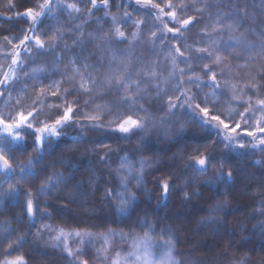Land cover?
<instances>
[{"label": "trees", "instance_id": "16d2710c", "mask_svg": "<svg viewBox=\"0 0 264 264\" xmlns=\"http://www.w3.org/2000/svg\"><path fill=\"white\" fill-rule=\"evenodd\" d=\"M23 1L13 0L15 7L9 10L7 8L8 0H0V17L2 19L0 20V42L4 40L6 34L17 32L21 26L20 19L15 18V12L23 6L20 2L25 3L26 0ZM210 1L212 7H202L201 9L203 11L200 13H197V9L196 12L193 9L191 11L188 9L186 16H196L201 22L191 26L188 31H185L177 46L186 44L191 46L193 50L196 47L207 46V37H205L203 43H200V34L204 25H211L214 22L217 10L220 12H225L228 8L235 10L233 0ZM117 2H120V0H110L111 7L107 9L103 5H98V10L94 9L91 15L87 11L91 5L84 4L82 7L83 18L80 24L83 36L80 37L79 33V35L73 38L68 37L62 46L58 45V47L54 48L50 59L55 63H62L63 59L66 61L76 60L77 63L75 66L80 69L78 80H80V75H84L85 77L91 75L92 77L99 78V74L107 71L108 57L112 53L116 54L114 66L115 63L121 60L126 63L130 61L132 65L131 71L128 72L126 70L123 74H130L132 80L140 83L141 95L135 101V104L128 103L121 106V99L125 95L123 88L119 89V91L105 89L102 90V94L93 93L92 96H82L80 98V112L77 113L76 120L81 121L84 113L94 114L97 111V106H99L98 112L105 124L114 119L110 113L119 110L122 112L120 119H123L124 116L129 114L133 115V118L139 119L147 114L150 126L144 132H138L129 139L117 138L122 135L118 132L109 131L106 136L101 132H85L81 135V129L79 127L73 126V128H66V134L57 140L51 150L55 153L63 152V155H65L69 163L68 167H64V164L59 161H54L52 164L57 166L63 165L66 176L70 172H74L75 178L71 182L60 185L58 191H52L53 195L50 192L51 195L49 196L52 197H49V200L44 202L47 215H49L51 220L68 225L88 227V221L93 222V218L97 216L98 212L95 213V209L99 210L100 199L102 197L99 193V188L90 185L88 182V173L94 171L97 177L98 175L100 177L111 175L114 166L120 162L122 152L125 151L134 158L140 155L151 161L149 174L156 181L155 183L152 182L154 185L151 186L154 190L159 188V183L162 179L170 180L172 187L169 192L168 201H166L167 214L169 213L167 218L170 219L171 224L177 229V237L182 250L194 251L198 257H202L204 264H223L228 258L236 259L240 256L250 258L251 264H264V237L259 236L249 238L248 240L243 239L245 237L248 238V234L252 232L254 226L264 221V214H262L264 213V206L260 203L264 199V149L259 154L250 147L245 149L237 147L234 150L226 149L224 143L217 140L215 135L216 130L201 128L192 120V113L190 111L181 115L179 110H177L176 116L171 118L167 117V105L163 102L167 101L168 96L172 94L176 80L180 79L179 71H177L176 80L165 82V78L172 71L169 56L175 55L174 48L171 49L170 53V48L174 41L168 40V46L162 44L160 40H155L153 44L152 41L154 38L151 32L156 31L159 34L160 30L157 27H153L154 23L156 25V21L151 15H148L150 11L134 3L127 4L124 0H122L121 6L117 8L115 6ZM235 3L239 4L241 8L247 5L249 15L242 18L241 26L236 32L232 33V35L242 36V38L241 44L238 47L235 49L233 47L228 48L227 54L230 55L229 59L225 61L228 67L225 68V75L223 77V79L228 80V85L226 87L222 86L223 94L218 93L210 96V99L215 102L216 108L224 113L226 122H230L227 121L228 117L239 120L238 113L242 112L244 107L248 106L247 102L249 99L253 107L258 99H264V92L257 93L249 89H245L243 93H240L237 89V93L235 94L236 99H233L234 94L231 86L237 82L242 86L241 88H244L249 83V72L251 69L245 66L248 57H253L251 65L256 67V71H259L260 64L264 63V58L259 61L255 59L257 50L260 49L261 44H264V37L260 35V32L264 31V13L262 14L260 12L261 9H264V0H235ZM197 5L201 4L199 3ZM197 8L200 9V7ZM124 10L131 13V21L145 20L146 24L140 28H137L131 22L121 25V30L125 31L127 40L122 43L104 45V49L101 50L99 46L103 44L102 37L104 34L110 29L113 33L115 31L111 14H119ZM58 13L62 14V11L60 10ZM9 16L13 18L8 19ZM43 22L39 24V29L44 27L42 25ZM133 32H137V39L135 40L132 37ZM209 33L213 38L219 35V33H211V28H209ZM168 36H171V34H168ZM228 36L229 33H223L224 39H227ZM78 37H80L79 42L73 45V41L77 40ZM229 43L231 44L232 42L230 41ZM65 45L68 47L65 48ZM222 55L225 54L222 53ZM237 55L241 58L236 59L235 57ZM102 56L104 57V67H101L97 63ZM85 63L89 65L88 68L83 67ZM192 63L194 65V71L199 73L203 69V65L209 63V60L204 59L193 61ZM231 65L233 66L232 70H230ZM237 65H240V67L237 68ZM185 67L186 65L183 63H178L177 65L178 69ZM220 67H224V65ZM153 71L157 73L156 80H152L148 84L144 83L148 79L145 73H151ZM217 71H219V68H217ZM138 73L140 74L139 77L137 76ZM191 74L188 73V75ZM186 78L187 76H185ZM202 79L207 80V76H203ZM157 81L160 82L159 90L156 88ZM239 81L243 84H240ZM79 82L76 81L74 84L78 85ZM260 83H264V81H260ZM184 87L188 88L189 85L186 84ZM212 91L211 88L204 87L201 91V96L203 97L204 93H211ZM132 92H135V89ZM26 93V88H19L17 89L16 98H20L21 95L24 96ZM158 94L161 96V99H157ZM67 98H70L68 100L71 101L75 99V96L72 95ZM85 101H88L87 107H85ZM58 104L62 105L61 99L48 102V105L44 108V113L51 114L56 111L55 105ZM139 107H142L145 111H136V108ZM128 109H131V111H128ZM256 118L258 117L255 113L251 121L253 127L255 126ZM84 123L88 122L84 121ZM152 124L156 126L151 127ZM182 124L184 125V130L180 132ZM244 127H248V125H244ZM165 132H167V135H165ZM85 136L87 137L86 140L84 139ZM248 138L250 137L244 136V142ZM33 139L34 136H31V142ZM96 139L102 140L103 144L108 147L105 148L94 144L93 141ZM0 141H3L2 138H0ZM0 147L5 146L0 144ZM206 147L214 149L213 154L217 158V162L223 157L224 169L233 172V181L225 184L223 182H217L218 189L215 193L220 194L219 190L221 186L227 189L223 193L224 200L220 199L217 201L216 198H211L206 204L202 201H196L195 196H193L197 203L193 201L189 202L187 205L189 209L186 211L182 210L184 212L182 215L177 209L179 203L175 200L176 196L174 193L171 196L170 193L180 188V186H185V189L192 192L191 188L197 185L201 177L207 179V176L196 175L191 170L187 172L183 171L184 165L189 162L190 156H199L204 152ZM108 148L114 151L109 152L107 158L101 161L100 155L107 152ZM43 154V159L39 161L40 163L44 162L46 154L48 155V153L44 152ZM47 165L51 168L54 167L48 163ZM46 169L47 167L42 169V171H45L46 175L49 176ZM213 171L212 173H214ZM18 173H20V169L16 168L14 174ZM185 174L193 177L191 182H188L193 185L191 188L189 185H185V181H188H184L187 177ZM181 178H183V181H180ZM76 183H81L78 194H75L74 198L69 200L68 193L71 190V185ZM207 185L204 182L199 187H202L204 190L205 188H209ZM205 190L209 191V189ZM33 194L34 196L37 195L35 193ZM26 196L24 194V197ZM225 202L227 204L226 210L214 214L220 219L215 221L212 226H209L206 231L196 230L188 232L187 228L184 229V223H186L187 227H190L191 223L195 225L197 219H203L209 216L208 210L211 207L216 204L223 205ZM84 206L90 209V212H83L82 208ZM162 209L157 207L155 214L159 215ZM171 213L179 214L177 216L184 223H175ZM82 214L85 215L82 216ZM217 225L220 226V230L213 231ZM258 228L256 227L254 231L258 232ZM192 233L195 239H190L189 235H192ZM23 235L24 233L20 237ZM49 237L50 234L47 233L38 237H29L27 251L31 255L30 258L33 264H63L62 258L58 257L55 250H53ZM229 243H231V247H228ZM253 248L256 250L250 251Z\"/></svg>", "mask_w": 264, "mask_h": 264}, {"label": "snow or ice", "instance_id": "6c2138e0", "mask_svg": "<svg viewBox=\"0 0 264 264\" xmlns=\"http://www.w3.org/2000/svg\"><path fill=\"white\" fill-rule=\"evenodd\" d=\"M137 5H140L143 8H147L151 5L152 8L159 9L160 13H163L167 17H169V22L172 26H169V23H164V30H160L159 34L156 31L151 32L154 40L152 43H155V40H160L162 44L167 45L168 40L174 41L171 45V49H175V55H170L169 59L172 64V71L169 72L168 77L165 78V82L170 80H176V73L179 71L180 79L176 80L175 87L172 90V94L168 96L167 101L163 103L167 105L166 115L171 118L177 115V110H179L180 114L183 115L186 112L192 113V120L197 123L201 128L205 129H215V135L217 140L224 143L225 148L229 150H234L235 148L245 149L248 147H256L257 145L252 142H244L243 137H251L252 141H258V144L264 146V99H258L256 101V107H253L251 100L249 99L248 106L244 107L242 112H239L238 115L240 117L239 120H235L232 117H228L226 122V118H224V113L220 112L216 108V104L213 100L210 99V96H214L216 94H223L222 86L228 85V80L223 79L225 75V68L228 65L225 64V61L229 59L228 48L233 47L234 49L241 44L242 36H235L232 33L236 32L237 29L241 26V20L244 17L249 15L247 5L244 7H240L239 4L235 3L233 0V8H228L225 12H220L217 10L215 16V20L211 25L205 24L202 32L200 34V43L204 42L205 37H207V46L205 47H196L194 50L191 46L181 45L179 44L180 39L185 31H188L191 26H194L197 23H200L201 20L197 19L196 16H186V13L189 9V5L187 4H173L171 0L167 3L166 7L173 9L172 11L164 12V8L160 7L159 4H155L152 0H135ZM100 3L103 5L105 9L111 7L110 0H100ZM122 0L117 2L115 6L119 8L121 6ZM15 4L13 0H8L7 8L9 10L13 9ZM39 10H34L29 7L26 8L23 12H15V18L24 17L28 21H31L28 29L23 31L22 36L17 37H9L5 36L4 39L8 42V44L12 45V51L6 55H11V64L9 68L13 69V74L10 75L8 71H5L3 76L0 77V96H3L4 91H8L9 93L14 90L15 85L18 83V78L15 77L14 67L18 68L21 64V52H25L28 56L40 55L41 50H51L57 46V41L63 38V32L57 28L56 31L52 32L49 40L51 43L46 44L45 41L41 38L44 33L37 34L36 22L40 20V18L46 14V10L51 9L50 0H44L43 3L39 4ZM66 7L69 10L79 12L80 9L76 6V4H67ZM206 7H212V5H207ZM227 7V6H226ZM98 10L97 0H91V7L87 9L89 14L93 12V10ZM203 9H197V13L202 12ZM148 15H153V13L149 12ZM156 19L160 20V15L155 14ZM186 17V18H185ZM12 16H9L8 19H12ZM112 23L115 26V31L110 29L104 36L103 44L99 47L101 50L104 49V45L111 43H122L127 40V35L125 31L121 30V25L125 23H133L137 28H140L142 25L146 24L145 20L139 21H131V13L128 11L124 12L123 17L113 16ZM47 27V26H46ZM153 27H156L155 23ZM209 28H211V33H219L215 38L209 33ZM75 31L80 33V37L83 36V33L80 30V26H77ZM229 33L227 39H224L223 33ZM30 33V34H29ZM171 36H168V34ZM243 35V34H242ZM260 35L264 37V31L260 32ZM80 37L77 40L73 41V45H76L79 42ZM133 39H137V33H132ZM14 41H18V43H14ZM232 42L231 44L229 42ZM68 46L65 45V48ZM183 48V50H182ZM224 53L225 55H222ZM236 59H240L241 57L237 55ZM264 58V44L260 45L259 51L256 53L255 59L259 61ZM59 59V57H58ZM208 59L209 63H205L203 65V69L200 70L199 73L194 71L193 61H199ZM253 60L252 56L248 57L246 61L247 67H250L249 72V83L245 85L244 88H240L238 91L243 93L245 89L254 90L257 93L264 92V83H260V81H264V63L260 64V70L256 71V67L251 65V61ZM116 54L112 53L108 57V65L107 71L99 74V78L92 77L89 75L85 77L84 75H80V82L78 85L73 86V88H65L61 93V85L63 81L55 82V86L52 83L47 85V87H41L37 92L36 98L33 100L32 110H27L25 108L23 100L17 98L16 107L20 108V111H17L14 116L9 114L8 117H4L2 113H0V130L7 134L8 137L11 138V141L5 139L0 141V144H3L5 147H0V172L3 173V178H0V185L7 182L11 179L12 175L15 173V169L19 168L20 173H24L25 171L29 172L31 175H35L33 172L34 164L39 163L40 159L43 155V148L45 142L48 140H58L61 136L65 135L64 129L68 127H79L81 129V135L85 132L96 133L101 132L103 135H107L109 131L118 132L122 134L117 138L121 139H129L132 135L138 132H144L145 129L149 128V117L145 114L142 118H133V115L129 114L124 116L123 119H120L122 112L117 110L111 112L114 119L105 124L102 121L101 115L98 112L99 106H97V111L94 114L84 113L81 121L76 120L77 113L80 112V98L82 96H92L93 93L102 94V90H112L115 89L119 91V89L123 88L125 90V95L121 99V106L123 104L132 103L135 104V101L140 98L141 90L140 83L131 79L130 74H123L126 70L128 72L131 71V63L124 62L123 60L115 63ZM70 63L72 65H76V60H71ZM97 63L104 67V57L102 56ZM178 63H183L186 65L185 68H177ZM224 65V67H220ZM84 68H88L89 65L85 63L83 65ZM240 65H237L239 68ZM219 68V71H217ZM42 69H34V71H41ZM74 72L76 74H80V69L74 67ZM188 73H192L188 75ZM139 73L137 76L139 77ZM148 77L144 83H151L152 80H156L157 73L155 71L151 73H145ZM185 76L187 78L185 79ZM207 76V80H203L202 77ZM75 77H73L74 81ZM189 85L188 88H185L184 85ZM204 87L211 88L213 91L211 93H204L203 97L201 96V91ZM232 91L234 93L233 99H236L235 92L237 91V87L235 84L232 86ZM156 88L159 90L160 82L157 81ZM135 89V92L132 90ZM50 94L51 96H55L58 99L62 100V105H55L56 111L52 112L51 115L45 117L44 120L40 119L41 111L35 107L37 103L43 104L44 100L41 99L45 94ZM132 93V94H129ZM75 96V99L68 100V96ZM157 99H161V96L158 94ZM242 99V97H241ZM88 101H85V107H87ZM52 107V106H50ZM62 109V111H61ZM131 111V109H128ZM136 111H145L142 107L136 108ZM256 112L260 113V116L255 120V126H252V119ZM52 116H55V119L52 120ZM199 117V118H198ZM51 120V123L48 121ZM83 121H87L88 123H84ZM113 125H115L113 127ZM244 125H248V127H244ZM155 124H152L151 127H155ZM184 125H181L180 132H183ZM243 134V135H242ZM167 135V132H165ZM34 136V140L32 142V149L36 152V156H30L28 158L27 164L14 165L12 163V157L6 154L5 148L10 147L11 144L19 143L18 146L21 149L26 150V137ZM222 137V138H221ZM86 140L87 137L85 136ZM94 144L107 148V145H104L102 140L96 139L93 141ZM51 147V144H49ZM114 150L108 148L107 152H104L100 155V160L104 161L109 152ZM213 148H205L204 152H202L199 156H190L189 162L184 165V172L191 170L196 175L205 176L209 172V168L215 169L213 175L209 176L205 181L207 184H216L217 182L229 183L233 181V172L229 170L227 173L224 172V159L223 157L217 162V158L213 154ZM62 159V157H61ZM139 167H133L132 163L127 160V158H123L120 164V170H117V175L120 177V188L121 191L115 192L114 190L109 188L105 192V199L108 197H113L117 201L116 206V214L123 219L131 220L133 222V226L137 224V218L143 214V218L138 220V226L145 229L144 235L141 237H136L134 240V248L136 249L133 252L128 253L127 256L121 257L119 253L116 254V258L112 260V264H180L179 261H176L172 257V252L175 247L176 238L172 234L171 230H162L160 237L162 243L158 244V242L154 239L153 232V224L148 220L149 209L145 207H141L143 203L140 201L136 195L135 191H132L128 187V183L130 179L135 180V186L137 190L143 189L145 195L148 197V203H150L151 193L148 191L146 187H144V174L145 168L150 167L151 164L143 159L139 162ZM183 174V173H182ZM93 176L95 173H92V176L89 177V183H93ZM75 174L74 172H70L68 176H65L63 173H56L55 180H53V176H49L47 181L41 184V187L37 190V195L45 194L46 190L48 191H58L59 186L71 182L74 180ZM24 179L23 175H18L15 184H9L7 190L0 192V203L3 202L4 199L12 197L15 198L20 194V190L18 188V184L22 182ZM188 181H185V185ZM51 185V187H49ZM81 183H76L71 185V190L68 193V199L71 200L74 198L75 194H78ZM160 187L162 188V194L157 200V206H161L164 204L172 187L169 179H164L160 183ZM28 199L26 202L27 205V215L31 219L34 217V213L38 210V206L35 205V201L31 191L26 193ZM189 198V194L185 193V199ZM261 205L264 206V199L260 201ZM227 204L226 202L221 204H216L211 207L209 211V216L206 220L201 221L202 223H212L214 220L218 221L220 218L215 216L214 214L217 212H224L226 210ZM135 214V215H134ZM264 214V213H262ZM43 215H47L44 213ZM260 228L259 235L264 237V221H261L258 225L254 226ZM44 229H48L51 231L50 226H43ZM43 229L37 231V235ZM220 226L217 225L213 229V231H219ZM8 226L0 225V234L7 233ZM62 234V233H61ZM75 235L77 237H82L84 235L91 236V233H81L76 232ZM119 235L121 238H124L125 233L121 231L120 233H116L112 230L104 236L105 245L108 244L110 237H115ZM10 237L5 236L4 239H9ZM59 236L54 237L53 239L59 240ZM23 239V237L17 236L15 238V243H19V241ZM247 240L248 238H243ZM2 243V241H0ZM153 246L164 247L167 249L165 257L157 261L155 259H149L152 255L150 249ZM231 243H229L228 247H231ZM56 247V245H53ZM65 249L68 252L69 256L80 257L82 253L77 250L73 252L71 249H68L67 245H65ZM15 250L13 244H9L8 247L4 250V255L7 256L11 251ZM256 249H250V251H255ZM101 251L107 252V248H102ZM135 258L133 261L132 258ZM108 257L106 256L105 259ZM0 264H23V257L17 256L15 259L0 261ZM79 264H89L87 259H81ZM238 264H246L244 258H242Z\"/></svg>", "mask_w": 264, "mask_h": 264}, {"label": "rangeland", "instance_id": "374dc122", "mask_svg": "<svg viewBox=\"0 0 264 264\" xmlns=\"http://www.w3.org/2000/svg\"><path fill=\"white\" fill-rule=\"evenodd\" d=\"M23 1V0H22ZM33 1V2H32ZM125 3H134L136 4L135 0H124ZM154 1V2H153ZM24 2V1H23ZM20 2V4H23L22 7H20L17 11L23 12L26 8H33L34 10H39V4L43 3L44 0H26L25 3ZM153 3L159 4L160 7L164 8V12L172 11L173 9L166 7L169 0H152ZM173 4H187L189 5V10L192 9L195 10L198 9L197 7H206L207 5H210V0H171ZM51 3V9L46 10V14L43 15L40 20L36 22V33L39 35L41 33H44L41 38L45 41L46 44L51 43L49 40V37L51 36L52 32L56 31L57 28H59L63 32V38L58 40L57 46H62L65 41L68 39V37L73 38L74 36L79 35L77 31H75L77 26L81 27V19L82 16V7L83 5H91V0H50ZM76 4V6L80 9L79 12H75L72 10H69L66 5L67 4ZM98 5H102L99 0H97ZM201 5H197V4ZM137 5V4H136ZM141 7L140 5H137ZM143 8V7H141ZM151 13H153L152 18L156 21V27L159 30H164V23H169V26H172L169 22V17L164 15L163 13L159 12V9L152 8L151 5H149L147 8ZM62 11V14L58 13L59 11ZM16 11V12H17ZM126 10L120 12L119 14H111V17H123L124 12ZM260 12L263 14L264 9H261ZM160 15V20L156 19V15ZM17 19V18H16ZM21 21V26L19 27L17 32H11L6 34L5 36L9 37H17L22 36L23 31L28 29L30 26L31 21H28L24 17L19 18ZM0 20L1 17H0ZM132 20V18H131ZM44 21V22H43ZM42 23L44 26L42 29H39V24ZM47 26V27H46ZM81 30V28H80ZM137 33V32H136ZM30 34V33H29ZM170 34V33H169ZM0 77L3 76L5 71H8L10 75L13 74V69L9 68V65L11 64V55H6L12 51V45L8 44V42L4 39L0 42ZM14 43H18V41H14ZM55 47V48H56ZM54 51V49L51 50H41L40 55H33L28 56L27 53L21 52V64L20 67L15 68V77L18 78V83L15 85V88L10 93L8 91H4L3 96H0V113L3 114L4 117H8L9 114L14 116L17 111H20L21 109L16 107V93L17 89L19 88H26L27 93L24 96H20V99L23 100L25 108L27 110H32L33 106V100L36 98L37 92L41 87H47L50 83L55 86V82L57 81H63L61 85V93L63 92V89L65 88H71L74 83L78 80V74L74 72V65L70 63V61L62 60V63L59 62H52L51 61V53ZM259 51V50H257ZM58 63V64H57ZM34 69H42L41 71H34ZM233 69V66L231 65L230 70ZM73 77H75L73 81ZM240 84H243L241 81H239ZM39 85V87H37ZM236 87L239 90L242 86L239 85L236 82ZM237 91L235 92V94ZM234 94V93H233ZM42 100L45 101V103L40 104L37 103L35 107L41 111L40 119L44 120L45 117L51 115L50 113L47 114L44 113V108L48 105V102L53 100H58L57 97L51 96L50 94H45L41 97ZM70 99V98H67ZM256 107V103L254 105ZM62 111V110H61ZM256 116L259 117L260 113L256 112ZM55 119V116H52V120ZM51 123V120L48 121ZM84 122V121H83ZM73 128V127H70ZM66 129V128H65ZM65 129L63 130L65 133ZM66 134V133H65ZM2 136V137H1ZM64 136V135H63ZM62 137V136H61ZM0 138L2 140H9L11 141V138L7 136L6 133H4L2 130H0ZM34 140V139H33ZM32 140V142H33ZM26 150L21 149L18 144L23 142H18L16 144H11L10 147H6L5 151L6 154L12 157V163L14 165H20V164H27L28 158L30 156L35 157L37 154L33 151L31 145V137H26ZM57 140H48L45 142L43 152L48 153L46 154V157L44 159V162L35 163V167L33 168V172L35 175L27 173H18L13 174L11 179L7 182L0 185V192H3L8 189L9 184H15L17 180L18 175H23L24 179L22 182L18 184V188L20 190V194L16 196L15 198L9 197L3 200L2 203H0V225H7L8 226V232L0 234V261L5 260H11L15 259L17 256L23 257V264H33L31 260V255L29 253L28 244H29V237L31 236H41L45 233L50 234L49 241L50 244L55 250L56 255L58 257L62 258L63 264H79V261L81 259H87L89 261V264H112V260L116 258V254L119 253L121 257H125L128 255V253L135 251L134 248V240L136 237H141L144 235L145 229L138 226V220L143 218V214L139 218H137V224L136 226H133V222L131 220L123 219L122 217L118 216L116 214V206L117 201L113 197H108L105 199V192L111 188L115 192L121 191L120 188V177L117 175V170H120V164L121 160L123 158H127L129 162L132 163L133 167L138 168L139 167V161L141 159L149 162L151 164V161L143 156H138L136 158L132 157L127 152H122V157L119 160V164L114 166L113 172L111 175L98 177L95 175L93 176V183L90 185L98 187L100 190V195L102 196L100 199V206L99 210L95 209V213H97V216L93 218V222L88 221L89 225L88 227H80L75 225H68L62 222H58L55 220H51L49 215H43L44 213H47V210L44 207V202L49 200V196L53 195L52 191L46 190L45 194H37V190L41 187V184L45 181H47L49 176H53V180H55V174L56 173H63L66 176V173H64V168L62 166L53 165L52 163L54 161H59L64 164V167H68V161L65 158V155H63V152L55 153L51 149L55 146ZM247 142H252L256 144V147H250L255 150L257 154H259L263 149L264 146H261L258 144V141H252V138H248ZM49 144H51V147H49ZM30 147H29V146ZM51 151V152H50ZM44 155V154H43ZM40 159V161L43 159ZM62 157V159H61ZM48 164L54 166L49 167ZM47 165V166H46ZM46 169V172L49 174V176L46 175L45 171H42V169ZM151 167V166H150ZM150 167L145 168V174H144V187L148 189V191L151 193V199L150 203H148V197L145 195V192L143 189L137 190L135 186V180L130 179L128 183V187L136 192V195L140 201L143 203L141 204V207H147L149 209V216L148 220L153 224V232L152 235L154 239L158 242V244L162 243L160 234L162 230H171L172 234L176 238L175 247L172 252V257L174 260L179 261L180 264H204L202 261V257H198L197 253H195L192 250H182L180 247V242L177 235V229L171 224L170 219L167 218V215H169L168 209L166 208V202L159 206L162 209V212L158 215L155 214L157 211V200L162 194V188L160 187V183L164 180L162 179L159 183V188L157 190L153 189L151 186L154 184L152 182H156L155 178H151L149 174ZM19 169V168H18ZM214 169L209 168V172L207 175V179L209 176H211ZM215 171V170H214ZM213 171V172H214ZM224 172L227 173L224 169ZM92 173H95L94 171H91L88 173V182L89 177L92 176ZM187 177L184 179L188 180V182H191V179L193 177L191 175L185 174ZM0 178H3V173L0 172ZM188 178V179H187ZM207 179L201 177V179L198 181L197 185L194 186V188H191L193 186L192 184L187 183L186 185L192 189L190 192L189 190L185 189V186L174 190L171 194V196L174 195L175 200L179 203L177 209L179 213L183 215V211L188 210L187 207L189 202L197 203L196 201H202L203 203H208L211 198L215 199L217 201L224 200V191L227 189H224L223 186H221L220 194L215 193L218 189V185L216 184H208L207 186L209 188L208 190H203L202 187H199L200 184L204 183ZM36 183H35V182ZM180 181H183V178L180 179ZM225 184V183H224ZM51 186V185H50ZM29 189V190H28ZM33 190V191H32ZM28 191H31L32 193H35L36 196L33 194V198L35 201V205L38 206V210L35 211L34 217L29 218L27 215V199L28 197H24V194H26ZM51 192V193H50ZM185 193L189 194V197H191L189 200L185 199ZM193 193V194H191ZM222 193V194H221ZM169 196V195H168ZM195 196V198L193 197ZM168 201V200H167ZM84 208V209H83ZM82 208L83 212H90V209H87L86 206ZM10 210L12 211L10 213ZM167 210V211H166ZM183 210V211H182ZM166 211V212H165ZM91 213H93L91 211ZM89 213V214H91ZM41 214V216H40ZM172 217L174 218L173 221L184 223L182 219H179V217L176 213H171ZM81 215V214H79ZM85 214H82L84 216ZM135 215V214H134ZM171 217V219H172ZM207 217L203 219H197L195 225L191 223L190 227L186 226V223L183 224L187 228L188 232L192 231H206L209 226H212L216 220H214L212 223H202L201 221L206 220ZM181 224V225H182ZM50 226L52 229L49 231L48 229H44L43 226ZM43 229L39 235H37V231ZM109 230H112L116 233H120L123 231L125 233L124 238H121L119 235L115 237H110L108 244L105 245L104 236L109 232ZM255 229H252V232L248 234L249 238H256L259 237L260 229L258 228V232L254 231ZM76 232L81 233H91V236L84 235L82 237H77L75 235ZM22 233H24L23 239L19 241V243H15V238L17 236H20ZM62 233V234H61ZM255 233H257L255 235ZM20 234V235H19ZM10 237L9 239H4V237ZM59 236V240L53 239L54 237ZM190 239H195L192 235H189ZM28 238V239H27ZM247 239V240H248ZM28 242V243H27ZM9 244H13L15 250L11 251L9 255H4V250L8 247ZM53 245H56V247H53ZM65 245H67L68 249H71L73 252H76L79 250L82 255L80 257L76 256H69L67 250L65 249ZM107 248V252L101 251L102 248ZM152 255L149 259H155L157 261L162 260L165 257V254L167 252V249L164 247H157L153 246L150 249ZM185 253V255H184ZM108 257L105 259V257ZM244 258L246 261V264H251L250 258L240 256L236 259L228 258L227 261H225L223 264H238V262ZM132 260L134 261L135 258L133 257ZM253 264H262V263H253Z\"/></svg>", "mask_w": 264, "mask_h": 264}]
</instances>
